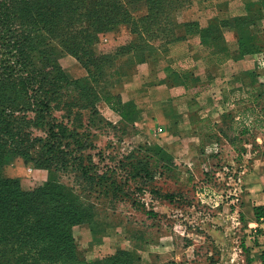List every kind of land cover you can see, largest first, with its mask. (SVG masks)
Instances as JSON below:
<instances>
[{
  "label": "rangeland",
  "instance_id": "obj_1",
  "mask_svg": "<svg viewBox=\"0 0 264 264\" xmlns=\"http://www.w3.org/2000/svg\"><path fill=\"white\" fill-rule=\"evenodd\" d=\"M200 27L202 54L224 80L222 123L207 115L191 131L151 121L148 112L160 111L150 105L154 50L196 42ZM4 38L0 75L7 49L17 55L8 64L18 61L43 84L53 75L59 94H47L45 120L69 119L83 145L71 144L76 160L56 173L24 162L11 143L40 154L48 125L33 119L34 101L15 79L0 83V264H72L73 249L91 264H264V249L252 251L246 235L217 242L208 233L219 204L242 199L248 168L252 179L264 169V0H0ZM188 69L178 83L191 84ZM187 101L178 98L172 113L186 112ZM47 182L58 206L35 198L24 221L3 207L20 202L10 184L29 192ZM70 234L73 245H54Z\"/></svg>",
  "mask_w": 264,
  "mask_h": 264
},
{
  "label": "crops",
  "instance_id": "obj_2",
  "mask_svg": "<svg viewBox=\"0 0 264 264\" xmlns=\"http://www.w3.org/2000/svg\"><path fill=\"white\" fill-rule=\"evenodd\" d=\"M200 29L201 27L197 32L195 31L196 33H192V36H198L194 37L196 42L191 41L192 38L182 39L170 43V48L154 50V70L151 69L152 73L150 72L154 77L150 83V105L154 108L159 106L160 111L157 114L148 112L150 114L148 119L151 121L155 122L156 119L161 118L164 126L168 121L173 120L174 123L178 121L179 124H175L176 128L182 121L187 123L183 128L191 131L197 129V124L207 115L213 123H222L224 108L220 99L223 97L224 88H219V85L224 84V80L221 81V76L214 71L211 72L213 68H210V65L214 67L217 61L215 62L213 58L207 59L202 54L205 47ZM188 55L190 60L184 58ZM189 61H192V64H189ZM187 68L193 70L192 72L195 71L194 75H191V84L178 83L176 78L180 72ZM133 76H135V72L125 76L124 86L134 83ZM174 91L176 92L173 93ZM162 92L170 93L167 96V94L161 95ZM184 96L188 99L186 112L173 114L172 105L176 104L178 98ZM215 98L218 100L215 101ZM110 111L112 110L110 109ZM254 175L255 171L249 172L248 168L245 177L249 182L245 186L246 190L240 201L238 197H231L230 201H222L219 204V211L214 217L217 224L208 228L209 235L217 242L225 239L229 233H234L238 236L246 235L250 241L253 239L252 251H257L260 247L264 249V245H255L258 242L255 237L264 243V219L258 218L257 215L258 209L259 212H264V169L258 171V179H252ZM150 256L152 255L150 254ZM152 262H154V258Z\"/></svg>",
  "mask_w": 264,
  "mask_h": 264
},
{
  "label": "trees",
  "instance_id": "obj_3",
  "mask_svg": "<svg viewBox=\"0 0 264 264\" xmlns=\"http://www.w3.org/2000/svg\"><path fill=\"white\" fill-rule=\"evenodd\" d=\"M118 3V1H117ZM99 7V5H98ZM3 21V20H2ZM204 31L202 30V36H204L203 33ZM8 38H4V40H2L3 42L0 43V50L1 49H5L6 47V41L9 42L10 40H7ZM69 50H71V48H68ZM11 53V54H10ZM6 57L7 58H2L1 59V63H5L7 64L3 74L0 75V83L4 82L8 79H15V82H17V86L18 88L23 92V95L25 96V99L28 100V98H32L33 99V103L34 104V120L36 121H40L41 124H45L48 125V128H46V133H45V137L43 138H39V140L42 141V150L39 154V152H30L29 148H25V150H19L17 148L16 145H14V142H12V146H14V148L16 150H18V153L20 156H22L24 162H33L35 165H42L45 168L48 169L49 174L51 173L50 170L53 173H56V170L60 167V165H66L67 162L73 161L74 159L76 160L77 155L76 156H72L73 149L69 148L71 146L72 143H76L77 144V150L80 148V145L83 144H78V141L75 139L76 137V131L75 128H71V121L69 119H67L66 121H64L63 119H61L60 121H58L57 119L54 121L53 118H49L50 120H48V122H46V118L47 116H49L50 114H48L50 112V104H51V100L50 98L47 96L48 93L51 92V94L53 95H58L59 92L57 90L54 89L53 83H54V76L51 75V78L53 80V83H49V82H44V84L41 82V80H37V78H35V76H33V74L31 73V70L28 68H25L21 65H19L18 61L13 60L11 64H8L12 59V57H17L16 54H12L10 49L6 50ZM19 55V54H18ZM78 60H80V62L83 64V66L85 68H87V62L88 60L82 56H78L77 58ZM124 74V73H123ZM126 76V75H124ZM50 85H52L53 89H50ZM64 85H66V87L70 88V84L68 83V81L64 82ZM27 94H29V96H27ZM104 101H107V97L103 98ZM112 109L116 110L117 108H114V106L112 107ZM122 115V114H121ZM125 115V114H124ZM123 115V116H124ZM100 121H98L97 123H95L94 125H97ZM108 123V122H106ZM15 140V139H14ZM81 156H83V154H79ZM62 156V157H61ZM52 157H56L55 162L60 159V162L58 164H56V166H52L53 164L51 163V159H53ZM69 157V158H68ZM100 178H103V176H101ZM3 181V180H1ZM9 188H11V190L14 188L15 190H17L19 192V196H18V201L16 200H7L8 203H5L4 206L2 204V206L6 209H9L11 211H15V212H21V217L22 219H20L21 221H24L27 219V209L29 208V204L33 203V201H35V198L39 199V204L40 205H49L50 203H54L56 206H58L59 201L56 198V196L58 195L57 190L55 189V185L52 183L47 182L46 184H44L42 187H39L37 190H32L29 192L23 191L20 188V185L17 183H15L14 186H12V184L9 185ZM60 198H63L64 195L63 194H59ZM257 215L258 218H260L261 216H264V212H259V209L257 211ZM17 218V217H16ZM18 219V218H17ZM55 221V225H53L54 227H58L59 225V229L63 232H70L69 227L67 226V224L65 222L59 221L57 218H52ZM55 246H58L60 250H62V246L65 243H69L72 245L74 244V239L72 237V235L70 234V236H68L67 238H63V240H58V242H56L55 240L53 241ZM74 248V247H73ZM71 253H74V256H72V264H91L90 262H85V260L82 259V261H79L76 257V251L73 249L71 250ZM3 254V253H2ZM92 264H95V262H93Z\"/></svg>",
  "mask_w": 264,
  "mask_h": 264
},
{
  "label": "built area",
  "instance_id": "obj_4",
  "mask_svg": "<svg viewBox=\"0 0 264 264\" xmlns=\"http://www.w3.org/2000/svg\"><path fill=\"white\" fill-rule=\"evenodd\" d=\"M260 218H261V219H264V216H261Z\"/></svg>",
  "mask_w": 264,
  "mask_h": 264
}]
</instances>
